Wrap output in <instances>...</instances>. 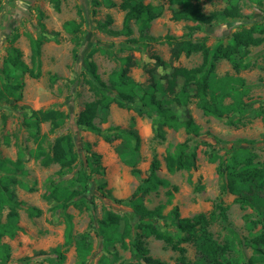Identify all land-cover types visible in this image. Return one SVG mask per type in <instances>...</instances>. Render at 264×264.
<instances>
[{
	"label": "rangeland",
	"instance_id": "obj_1",
	"mask_svg": "<svg viewBox=\"0 0 264 264\" xmlns=\"http://www.w3.org/2000/svg\"><path fill=\"white\" fill-rule=\"evenodd\" d=\"M57 0H0V86L4 81L3 66L12 46L23 51V59L33 66L31 39L42 40L41 44V76L33 78L24 76L23 97L21 100L0 101V161L10 159L17 164L12 165L11 172L0 168V178L11 175L22 181L26 187L14 184L17 198L23 202L19 209L21 230L14 238L4 237L2 242L11 246V256L4 263L0 257V264H21L28 257L31 264H50L49 255H39L41 250L49 251L54 247L63 245L65 241V217L72 215L74 232H88L92 245L91 253L83 264H99L105 251L99 239L101 221L105 210L124 213L128 209L125 203L117 199L128 200L136 190L142 178L148 174L153 156L156 154L161 160L158 170L160 177L170 181V186L160 187L144 196L148 208L163 205V212L168 213L174 206H178L180 215L192 217L201 212H210L215 205L222 202L228 207L225 220H214L209 230L213 238L221 245H226V256L237 260L241 264H249L254 254L250 244L254 237L264 236V213L251 206L236 201V196L226 188V177L218 171V162H210L208 152L214 151L224 157H229L236 147H250L258 156L264 166V40L260 45L250 46L247 49L245 60L251 62V68L236 73L229 61L220 60L216 72L219 76L232 74L245 79V88L248 95L244 97L247 106L243 114L231 113L234 123L230 124L228 118L207 116L197 106L196 98L188 105L194 120L200 125V135L188 134L184 127L164 128V137L159 133L157 124L158 115L152 112L151 116L139 114L136 105L119 107L114 101L108 113H100L95 124L104 130L111 126L120 125L128 127L131 118L135 117L136 128L141 136L140 158L136 166L141 174L136 176L131 167L120 157L115 147L118 140L107 142L104 136L85 126L76 125L79 112L85 104L95 99L91 89V76L88 72L87 60L91 50H95L93 60L97 64L98 73L103 81L109 83L114 72L124 66L123 57L131 56L136 61L129 69V74L140 83H147L150 73L147 69L154 67L151 56L159 55L164 60L171 59V46L167 43L146 44L143 40L132 43L129 39L140 37L138 26L132 22L133 33L123 34L125 10L119 5L122 0H113L117 6L109 7L107 0H60V11H56ZM153 5L163 4V14L152 21L148 34L153 36L174 35L183 36L192 40L205 39L213 46L219 40L229 39L235 32L252 27L256 24L264 25V4L248 0L242 2L243 15L238 18L220 19L211 24H200L197 20L173 18L175 10L182 9L190 3H198L205 13L218 10L226 5L225 0H182L180 3H171L169 0H145ZM109 17L112 21L107 24ZM76 20L81 28L76 34L68 33L64 23ZM100 23H106L105 27ZM44 24V27L42 26ZM201 25L191 34L190 28ZM117 32V33H114ZM264 38V33L261 34ZM79 41V44H76ZM78 56L74 58V49ZM202 62V55L195 53L190 56L182 55L175 61L176 65L193 67ZM164 73V72H163ZM162 73V74H163ZM58 76L55 82L51 76ZM228 99L226 102H230ZM53 108L68 114L64 124L57 130H51L50 122L40 125V134L44 136L43 147L50 151L54 139L65 133L74 135L75 149L80 158L76 172L84 167L90 171L85 162L87 155L84 149L86 141L92 143V149L102 155L101 162L106 167L104 174L92 175L89 197L93 201L90 208L83 210L74 205L66 209L58 208L44 197L48 190L50 180L55 182L70 179L73 173L61 174L60 165L53 163L42 165L40 159L33 155L37 147L35 129L28 126L26 119L31 110ZM182 115V112H181ZM221 139L226 142H217ZM187 140L189 150L197 151V167L179 170L170 173L166 169L164 157L171 145ZM254 141L248 143L247 141ZM16 168V169H15ZM106 183V184H104ZM178 190L174 191L173 187ZM28 187V188H27ZM32 187L33 190H30ZM102 187V188H101ZM172 193V195H171ZM36 206L42 209L39 216H32L29 207ZM8 209L4 210L2 220ZM151 255L167 264H176L178 253L167 246L164 241L151 236L147 238ZM186 255L196 260L197 249L193 242L184 244ZM110 249L113 250L111 246ZM121 258L117 263L136 262L137 259L130 250L124 249L120 243L115 245ZM264 249V248H263ZM65 260L62 264H82L75 246L62 247ZM264 251V250H263ZM145 264V263H142ZM261 264V263H257Z\"/></svg>",
	"mask_w": 264,
	"mask_h": 264
},
{
	"label": "trees",
	"instance_id": "obj_2",
	"mask_svg": "<svg viewBox=\"0 0 264 264\" xmlns=\"http://www.w3.org/2000/svg\"><path fill=\"white\" fill-rule=\"evenodd\" d=\"M171 3H180L182 0H169ZM263 7L264 0H248ZM226 5L218 10L205 13L198 3H190L188 6L175 10L173 18L176 20L195 19L200 24H211L220 19L238 18L243 15V0H225ZM98 5L99 1L93 0ZM109 7L117 6L113 0H107ZM125 10L123 34L133 33L132 22L138 26L140 37L129 39L136 43L143 40L146 44L167 42L171 46V59L164 60L159 55L151 56L154 67L147 69L150 79L147 83L136 81L130 74L129 69L136 63L131 56L123 57L121 60L124 66L114 72V77L109 83L102 80L98 73L97 64L93 60L95 50L88 55L87 67L91 76V89L95 99L85 104L79 112L76 125L85 126L94 130L97 134L104 136L105 141L118 140L115 150L124 159V162L131 167L134 175L141 174L136 166L140 158L141 136L136 128L135 117L131 118L128 127L120 125L111 126L104 133V130L95 124V119L100 113H108L110 105L117 101L119 107L137 106L139 114L151 116L156 112L159 116L157 124L159 133L164 137V128L178 129L184 127L188 134L200 135L201 127L194 120L188 105L193 98L197 100V106L207 116L216 118H228V122L234 121L229 118L231 113L243 114L247 106L244 97L248 95V88H245V79L241 76L225 74L219 76L216 72L217 63L220 60H227L236 73L251 68L252 64L245 60L247 49L250 46L260 45L264 38V25L256 24L235 32L227 40H219L213 46L206 43L205 39L192 40L186 35L153 36L148 34V28L156 18L164 12V5H153L145 0H122L119 5ZM56 11H60V0L55 3ZM112 21L109 17L107 24ZM106 23L99 25L105 27ZM190 28L199 29L201 25ZM44 27V24H42ZM81 28V23L76 20H68L64 23V29L71 34H76ZM117 33V32H114ZM42 40L31 39V51L33 66H30L23 59V51L12 46L10 53L5 59L3 66L4 81L0 86V101L21 100L23 97L24 76L29 74L33 78L41 76V44ZM79 44V41H76ZM195 53L202 55V62L193 67L176 65L182 55L190 56ZM74 58H77V49H74ZM164 72V73H163ZM163 73V74H162ZM58 76L53 74L51 81L55 82ZM230 99V102L226 100ZM182 112V115H181ZM264 118V111H261ZM68 114L59 109L41 108L31 110L27 116L28 126L35 129L37 147L33 155L40 159L42 165L49 166L53 163L60 165L61 174L73 173L78 167L80 158L79 152L75 149L74 135L65 133L54 139L51 150L43 147L44 136L40 134V125L50 122L51 130L59 129L65 122ZM217 142H226L217 139ZM254 143V141H247ZM173 150H168L164 157L166 169L170 173L179 170L192 169L197 167V151L189 150L187 140L171 145ZM84 149L87 152L85 162L90 171L79 168L74 175L67 180L55 182L50 180L48 190L43 197L53 205L66 209L71 205L83 210L90 208L93 201L89 197L92 175L94 173L104 174L106 167L102 164V155L92 149V143L86 141ZM210 162H218L219 173L226 177V188L236 196V201L243 205L251 206L264 213V166L256 161L257 154L250 147H236L229 157H224L214 151L208 152ZM12 165L18 168L20 165L10 159L0 161V168L11 172ZM18 166V167H17ZM15 168V169H16ZM161 168V160L155 154L150 162L148 174L142 178L132 196L128 199H117L119 203H125L128 209L124 213H116L112 210H105L101 221L99 239L103 244L104 255L99 264H124L117 263L121 258L115 245L120 243L124 249L130 250L137 259L136 262L128 264H167L151 255L147 243L148 237H155L178 253L176 264H241L226 256L227 247L221 245L212 236L209 230L214 220L227 218L228 207L222 202L215 205L210 212H201L192 217L180 215L178 206H174L168 213L163 212V205L153 209L148 208L144 202V196L157 191L160 187L170 186V181L158 175ZM26 185L11 175H4L0 178V257L6 263L11 256V246L2 242L4 237L14 238L21 230L19 209L23 202L20 201L12 185ZM106 184V183H104ZM28 188V187H27ZM102 188V187H101ZM33 190L32 187H29ZM178 190L177 186L173 187ZM172 195V193H171ZM8 209L5 220H2L4 210ZM32 216H39L42 209L36 206L28 208ZM65 241L63 245L52 248L49 251L41 250L39 255H49L50 264H62L65 254L62 247L75 246L80 263H85L87 256L91 253L92 245L88 232L75 233L72 215L65 217ZM187 242L196 245V260H191L186 255L187 249L184 246ZM250 244L254 254L249 259V264H264V236L254 237ZM113 247V250L110 247ZM21 264H31L28 257L23 259Z\"/></svg>",
	"mask_w": 264,
	"mask_h": 264
}]
</instances>
